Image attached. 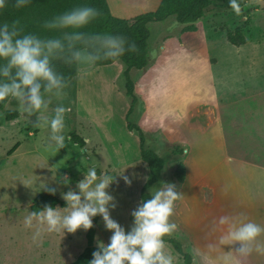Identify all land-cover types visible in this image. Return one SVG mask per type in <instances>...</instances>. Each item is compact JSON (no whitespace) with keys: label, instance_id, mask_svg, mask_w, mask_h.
Masks as SVG:
<instances>
[{"label":"crops","instance_id":"1","mask_svg":"<svg viewBox=\"0 0 264 264\" xmlns=\"http://www.w3.org/2000/svg\"><path fill=\"white\" fill-rule=\"evenodd\" d=\"M107 1L112 14L122 19H131L132 10L139 11L136 15L155 11L161 2ZM253 1L239 13L208 11L193 30L174 25V33L150 45L142 79H133L138 96L134 112H139L135 123L145 133L146 146L159 154L173 144L186 148L181 159L186 176L171 217L175 232L186 236L193 258H216L222 264V226L214 227L219 216L243 213L264 224V25L254 28L256 18L264 19V0ZM243 21L248 25L242 26ZM217 24L226 30L224 37ZM237 31L244 42L233 44L227 36ZM145 81L156 88L150 96L143 90ZM164 82L169 84L158 90ZM25 119L20 115L7 123L19 130ZM222 247L228 251L235 246ZM238 260L264 264V254Z\"/></svg>","mask_w":264,"mask_h":264},{"label":"clouds","instance_id":"2","mask_svg":"<svg viewBox=\"0 0 264 264\" xmlns=\"http://www.w3.org/2000/svg\"><path fill=\"white\" fill-rule=\"evenodd\" d=\"M30 2L0 0V12L9 5L21 8ZM228 4L239 13L238 0H228ZM100 14L89 4L72 7L42 21V28L51 34L25 31L16 19L0 20V106L7 107L14 100L22 116L26 119L35 116L40 126L48 128L55 151L64 148L65 113L69 111L64 104L57 103L48 114L50 103L54 98H63L68 84L55 62L83 65L80 71L86 74L98 61H116L126 51L136 49L135 43L122 35L82 30ZM82 174L76 182V190L68 188L60 193L64 207L44 204L42 208L28 210L23 224L34 229L33 239L40 237L42 232L64 236L78 229L87 231L93 226V218L99 216L111 235L107 244L96 240V248L87 264H175L165 238L177 228L171 219L175 203L181 198L176 184L160 181L159 186H150L148 194L131 211L132 223L126 231L110 215V209L117 205L109 188L118 176L130 185L129 176L124 172L113 175L110 169L98 173L95 163L89 164ZM60 177L62 179H53L56 184L69 185L66 175ZM144 179L147 181L148 177ZM40 183L41 190L56 193V188L47 181ZM215 226H222L218 244L223 252V264H233V261L239 264L238 258L253 252L264 254V224L240 213L219 216ZM226 245L235 247L224 251L222 246ZM214 247L209 245V248Z\"/></svg>","mask_w":264,"mask_h":264},{"label":"rangeland","instance_id":"3","mask_svg":"<svg viewBox=\"0 0 264 264\" xmlns=\"http://www.w3.org/2000/svg\"><path fill=\"white\" fill-rule=\"evenodd\" d=\"M254 1L260 3V0ZM220 10L213 9L209 12ZM138 12L132 10L129 18H133ZM240 17L237 14L236 21H240ZM216 21L219 22L220 19ZM248 22L241 24L247 26ZM261 24L264 25V19L256 18L254 28L258 29ZM174 25L180 26L175 17L150 23V45L153 47L159 37L174 33ZM217 29L224 37V27L217 24ZM82 67L83 65H78V73L67 84L63 98H54L49 105L48 114L57 103H62L69 109L65 113L64 148L58 151L53 149L48 128L40 126L35 116L27 123L25 119V124L20 122L21 127L16 130L7 123L3 112L0 111V264H72L76 260L88 245L90 229H78L76 233H66L64 236L42 232L40 237L33 239L34 229L26 228L23 218L28 210L31 211L32 200L40 193L47 192L41 190V181H47L55 187L54 195L65 203L60 193L68 188L76 190V182L82 178V172L86 171L91 163L97 165L98 173L110 169L113 175H122L124 172V175L129 176L130 185H126L118 176L109 188L117 205L110 209V215L124 226L126 231L132 223L131 211L140 202V191L148 171L140 157L138 135L127 129L126 114L131 100L125 93L122 74L125 65L122 61H116L110 65L95 66L86 74L81 73ZM153 68L154 64L150 69ZM161 68H164V65H160L159 69ZM143 73L145 72L142 70H131V76L137 82L142 79ZM168 84L164 82L158 85L157 89H164ZM153 85L147 81L143 82V90L149 96L156 89H153ZM6 108L18 111L14 100ZM138 113L137 109L131 115L132 122L138 120ZM72 136H78L84 142L87 138V143L81 147L72 140ZM168 148L169 146H165L164 152ZM177 163L173 159L167 161L160 181L172 182V171ZM64 175L68 177L69 185L54 182L53 179H62L60 176ZM156 186H159V182ZM93 224V244L96 246L97 239L107 244L111 233L105 229L101 217H94ZM177 235L178 233L174 232L170 236ZM182 235L179 233L183 240ZM166 246L174 255L175 264H184L171 245L166 243ZM193 259V264H222L216 258ZM233 264H236V261H233Z\"/></svg>","mask_w":264,"mask_h":264},{"label":"trees","instance_id":"4","mask_svg":"<svg viewBox=\"0 0 264 264\" xmlns=\"http://www.w3.org/2000/svg\"><path fill=\"white\" fill-rule=\"evenodd\" d=\"M250 0H238L240 9ZM89 4L100 11V15L95 18L84 29L90 33H111L122 35L129 42L136 45L135 51H126L122 57L116 61H122L125 69L122 74L125 80V93L130 98L131 103L126 114L127 129L138 135L140 141V157L148 167V179L144 182L140 191V200L148 194V188L156 185L162 179L166 163L169 159L179 160L172 171V182L176 184L177 191L183 184L186 176V168L181 161L186 155V148L181 144H173L163 154L155 152L146 146V136L139 124L132 122L130 117L134 112L138 102V96L135 92V82L131 76V70H142L150 62V23L162 22L169 17H175L180 24H186L187 30L194 29V23L203 18L206 13L213 9L233 10L228 4V0H161L155 11L136 15L131 19H122L114 16L110 10L107 0H31V2L21 8L9 5L3 12H0V20L11 21L19 20L25 31L36 32L38 34H51L42 28V21L59 14L72 7ZM264 9V4H263ZM228 40L233 44L244 42L243 36L239 31L236 34L229 33ZM112 59L98 61L96 66H105L115 63ZM58 71L62 72L68 79V83L77 75L78 65H65L60 61L55 62ZM7 122L19 118L20 114L16 110H10L0 106ZM72 140L81 147L85 145L84 140L78 136H72ZM17 146V145H16ZM15 149V147H14ZM44 204L52 206H65V203L59 198L48 192H42L35 197L31 204V210L42 208ZM95 226L90 228L88 233V245L83 252L76 258L72 264H87L92 258V252L96 246L93 244V233ZM183 240L177 236L166 237V243L170 244L173 250L181 257L184 264H193L192 254L187 251L188 239L185 235Z\"/></svg>","mask_w":264,"mask_h":264}]
</instances>
